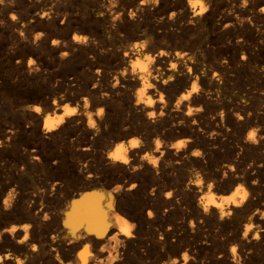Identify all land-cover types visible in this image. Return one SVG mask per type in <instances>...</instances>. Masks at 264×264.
<instances>
[{
  "label": "rangeland",
  "instance_id": "obj_1",
  "mask_svg": "<svg viewBox=\"0 0 264 264\" xmlns=\"http://www.w3.org/2000/svg\"><path fill=\"white\" fill-rule=\"evenodd\" d=\"M140 2L141 0H2L0 2V192L2 191L0 203L12 187L26 189L33 180L35 186L39 188V182L44 180L43 174L39 172L29 174L25 163L34 157L40 161L46 159L51 162L54 160L64 162L67 170L52 172L53 176L64 172L72 174L73 169L81 166L82 163L88 166L104 163L107 152L115 143H126L128 137L112 142L111 137L108 138L95 131L96 136L86 135L75 129L74 124L65 130L59 140L52 139L49 134H44L41 130V122L46 114H49V118H56L61 111L59 110L55 116L50 111H45V106L55 102L61 109L70 110L74 106L70 99L72 87L75 88V85L80 88L84 85L91 87L92 83H96L100 89L105 88L106 85L120 81L123 68L127 69L133 65L136 69L138 63H147L158 50L183 55L174 72L176 75L192 69L187 75L193 78L194 74H197L204 82L206 87L199 82V91L211 97L210 111H216L215 116L221 115L223 111L221 124L217 122L218 126L227 130L226 137L222 135L219 137L223 143L226 142L225 144L232 147L236 143L237 146L241 137L248 131L255 128L258 132L264 130V14L259 11L264 7V0H246V7L245 0H199L206 5L208 11L203 16L197 17H192L191 13L199 8L188 9L189 0H159L158 4L147 0L142 6L139 5ZM101 13L102 16L99 15ZM131 13H134V16ZM171 13L176 15L172 17ZM13 15L16 17L15 20L12 19ZM116 18L117 20H114ZM225 25L230 26L225 27ZM130 29H135L136 33L143 32L144 37H135ZM73 35L79 36V40L75 43L71 40ZM183 39L190 41L184 43ZM143 40H145L144 44ZM53 41L57 43L54 44ZM137 45H143V48L137 49ZM131 51L135 53L136 61L122 64L123 53ZM242 55L246 59H241ZM155 66L149 64L147 68L154 71ZM214 73L218 75L219 80L213 77ZM165 78H169L168 74ZM181 85L176 88H180ZM171 91V94L176 95L182 92L173 88ZM36 108L40 111L35 118L36 114L33 110ZM96 109V107L91 108L93 112ZM111 110L113 111L110 122L116 123L124 113L122 109L116 107ZM246 111L250 114H259L263 118L262 121L246 125L234 122V115L244 114ZM164 131L167 132L163 136L158 133L157 136H152V139L149 138L151 142L149 139L146 142L143 136L141 137L143 154L146 153L148 157L155 156L152 149L157 140L160 144L157 151L181 140L179 138L182 136L177 133L168 132L167 128ZM112 133L116 135L117 131L113 130ZM74 144L88 145L90 151L83 152L80 146ZM196 150L201 153L200 157H206L201 146L196 147ZM236 153L238 159L245 161V165L257 160L256 155L246 151L237 150ZM144 157L139 159L147 160ZM218 157L219 154L213 157V160L219 162ZM165 160L163 166H159L156 176L160 179L156 184L152 183L151 176L139 178L142 176L141 170L132 171L131 164L129 173L119 179L120 184L129 186L135 183L137 186V205L132 208L121 205L125 218L132 223H138L137 213L144 209L142 205L145 201L142 196L146 195L154 199L145 209L153 212L151 223H210L209 216L199 218L191 212L188 207L191 198L188 189L183 195L171 193L170 200L173 201L171 206L159 202L167 192L162 190L164 188L162 185L166 181L162 170L163 167H170L176 177V183L182 188H185L186 184L200 181L196 203L203 202L209 195L215 198L214 201H221L223 196L228 194L222 191L223 184L215 185L207 171L204 173L193 164L188 163L184 168L176 169L172 163ZM210 183L211 188H209ZM101 187L108 188L105 185ZM261 188L257 196H252L250 202L244 204L242 208L240 207V211L238 209V212L232 213L229 219H225L222 223H264V219L261 218L264 216V186ZM42 207L48 206L43 203ZM17 217L15 213L0 212V229L5 225L7 227L10 224H21L13 220ZM204 247L198 252L210 251ZM15 252H17L15 249L5 246L4 243L0 244V255L9 253L12 258H23L19 252ZM21 264L25 263L21 262Z\"/></svg>",
  "mask_w": 264,
  "mask_h": 264
},
{
  "label": "bare ground",
  "instance_id": "obj_2",
  "mask_svg": "<svg viewBox=\"0 0 264 264\" xmlns=\"http://www.w3.org/2000/svg\"><path fill=\"white\" fill-rule=\"evenodd\" d=\"M192 2L196 3L194 0ZM145 4L139 3L140 6ZM187 8L192 9L189 2H187ZM197 12L199 9L191 13L192 17H197ZM134 30L131 31L135 37H144L143 32L136 33ZM77 38L79 36L73 35L72 43L77 42L79 40ZM144 41H142L143 44ZM183 41L187 43L190 39L189 41L183 39ZM161 53H165V55L161 56ZM134 56L135 53L132 51L123 53L121 63L136 61ZM181 58H183L181 54L178 55L175 52L169 54L164 50H158L148 59L147 63H138L136 69L133 65H128L127 69L123 68L120 81L106 85L105 88L100 89L96 83H92L91 87L84 85L81 88L75 85L70 94L71 102L74 104L69 110L72 112L71 115L66 114L65 109H61L55 102L46 104L45 111H50L55 116L59 110L61 111L56 118H49V114H46L41 122V130L44 134H49L52 139L60 138L65 130L74 124L75 129L86 135L96 136L95 134L99 133L108 138L111 137L112 142L125 137H128V140L126 143H115L113 148L107 152L104 163L100 162L102 164L98 166H93L94 164L88 166L82 163L81 166L73 169L72 174L71 172L65 174L66 172L63 171V174L58 173L53 176L52 172L67 170L64 162L58 160L51 162L44 159L40 161L34 157L25 162L29 174L39 172L43 174L44 180L39 182V188L32 180L29 183L31 184L29 188L12 187L5 197L2 194L4 198L0 203V212L15 213L18 217L13 220L21 224H10L1 228L0 244L4 243L5 246L15 249L23 256L22 259H4L2 264H17L18 261L25 264H174V262L175 264H185L183 255L187 254V251H189L187 264H236L237 259H239V264H264V223H222L225 219H229L232 213L238 212V209L240 211V207L242 208L244 204L250 202L252 196H257L260 188L264 186V130L258 132L255 128L248 131L241 137L237 146H235L236 143L233 147L225 144L226 142L223 143L219 137L221 135L226 137L227 130L218 126V123L221 124V115L215 116L216 111L211 112L209 109L211 97L205 95L204 92H192L193 84H196L199 89V82L201 85H204V82L199 79L197 74L190 78L187 75L188 71L186 73L179 72V75L174 73L179 66V60H182ZM149 64L156 65V70L147 68ZM172 65H176V68L173 69ZM194 72L197 73L195 69ZM167 74L172 79L165 78ZM145 82L148 87H145ZM178 85L181 86L177 89ZM204 87L206 86L204 85ZM172 88L182 92L178 95L171 94ZM184 96L189 98L185 100ZM149 100L152 102L151 104H149ZM235 105L238 106L237 103ZM94 107L98 110L93 112L91 108ZM113 107L122 109L121 111L124 113L116 123L110 122ZM189 108L192 109L190 116L187 115ZM36 109L33 110L36 114L35 118L38 114ZM101 109H103L102 114ZM198 109L201 111H197ZM211 113L213 114L211 115ZM249 114L247 111L244 114L237 113L236 116L234 115V122L246 125L252 122L259 123L263 119L259 114L253 113L250 114L251 116ZM58 118H60L59 122H57ZM50 121L52 122L51 126L46 128ZM194 121L195 123H193ZM166 128L169 130L168 132L182 136L179 138L181 140L162 147L160 151H157V144L152 142L155 156L145 161L139 159L147 155L142 153L141 137L143 136V140L146 141L152 136H157L158 133L163 136L167 132L164 131ZM113 130L117 131L116 135H113ZM249 136L252 138L249 139ZM134 139L139 142L135 148L131 147V141ZM181 141H188V143L183 148L174 147ZM121 144L124 145V151L120 153L122 158L114 159L116 150ZM74 146H80L83 152L89 150V146L85 144H74ZM198 146L202 147L206 157L193 155ZM237 150L254 154L257 156V160L254 163L247 162L248 164L245 165V161L238 159L239 152L236 153ZM218 154L221 162L213 160V157ZM165 159L172 163L176 169L184 168L188 163L193 164L200 171L202 170L204 173L207 171L215 185L223 184L222 191L228 192V194L226 193L221 201L209 203L205 198L203 202L196 203L200 181L186 184L185 188H182L176 183V177L170 167H163L162 170L163 178L166 180L162 185L164 187L162 190H167V192L164 198L159 199V202L162 205L171 206L173 201L167 194L183 195L188 189L191 196L188 207L191 212L199 218L209 216L213 223H151L153 212L151 211L152 217L150 218L148 216L150 210L145 209L154 199L146 195L142 196L145 201V204L142 205L144 209L137 213L138 223H132L125 218L121 211V205L131 208L137 205V186L135 183L129 186L120 184L119 179L129 173L131 164L132 171L141 170L142 176L139 178L146 175L151 176L152 183L156 184L160 179L156 174L159 166H163ZM152 160H155L156 163L153 164ZM165 165L167 164L165 163ZM130 181L132 180L130 179ZM102 185L108 188L104 189L101 187ZM211 187L210 183L209 188ZM238 187H243L248 193L244 202L241 203L240 197L237 196L234 202L224 204L225 200L235 195ZM5 200L8 201L7 205L4 203ZM43 203L48 207L43 208ZM205 207H207V211H205ZM46 216L47 219H45ZM144 221L146 223H143ZM124 225L129 228L130 235H125L122 230ZM249 225H251L250 231L248 230ZM25 226H28L27 233L24 232ZM13 227L17 229L15 233L11 232ZM6 229L7 231H5ZM245 231L248 232L246 238L244 237ZM26 234L29 237L28 240L23 244L18 243ZM257 234L260 239H253ZM34 241L37 242L31 243ZM33 245L36 246V251L32 250ZM203 246L210 251L208 253L198 252ZM233 246L237 248L236 257H233L230 251ZM86 247L88 254L84 256ZM7 256L10 254L0 255V257Z\"/></svg>",
  "mask_w": 264,
  "mask_h": 264
},
{
  "label": "clouds",
  "instance_id": "obj_3",
  "mask_svg": "<svg viewBox=\"0 0 264 264\" xmlns=\"http://www.w3.org/2000/svg\"><path fill=\"white\" fill-rule=\"evenodd\" d=\"M0 2H2V0H0ZM141 2H142V3H146L147 0H141ZM152 2L158 4V3H159V0H152ZM189 3L191 4V7H192L193 10L199 8V12L196 13V15H198V16L203 15L204 13H206V12L208 11V8H207L203 3H200L199 0H197L196 3H193L192 0H189ZM244 6L246 7V0H245V4H244ZM259 11H260V13L264 14V7L260 8ZM45 15H47V13H45ZM99 15L102 16L103 14L101 13V14H99ZM131 15L134 16V13H131ZM175 15H176V13H171V16H172V17H174ZM41 18H43V17H41ZM12 19L15 20L16 17L13 15V16H12ZM61 23L63 24V21H61ZM229 26H230V25H225V27H229ZM37 39H39V36H37ZM77 39H79V38H77ZM53 43L55 44V43H57V42H56V41H53ZM142 48H143V45H137V49H142ZM65 55H66V54H65ZM160 55L163 56V55H165V53H161ZM241 59H246V57L242 55V56H241ZM18 63H19V62H18ZM29 63H31V61H29ZM172 68L175 69V68H176V65H172ZM142 70H143V69H142ZM188 71H189V73H191V72H192V69H188ZM97 75H99V70H97ZM213 77H214L215 79L219 80V77H218L217 74L214 73V74H213ZM169 79H172V78L170 77ZM165 83H167V81H165ZM94 87H95V86H94ZM145 87H148V85H147L146 82H145ZM198 91H199V89L197 88L196 84H193V85H192V92H198ZM141 95H143V92H141ZM189 95H191V93H189ZM188 98H189L188 96H184V97H183V99H185V100H187ZM151 103H152V102L149 100V104H151ZM177 107H179V105H177ZM36 111L39 112V111H40L39 108H37ZM197 111H201V109H198ZM100 112H101V114H102V113H103V109H101ZM65 113L68 114V115H71V114H72V112L69 111V109H67V108L65 109ZM191 114H192V109L189 108L187 115L190 116ZM221 116H223V113H221ZM240 119H243V118L240 117ZM59 120H60V118L57 119V122H59ZM51 123H52V122L50 121L49 124L46 125V128H49V127L51 126ZM193 123H195V121H194ZM253 135H254V134H253ZM251 138H252V137L249 136V139H251ZM138 143H139V142H138L137 140H135V139L132 140V141H131V147H133V148L137 147V146H138ZM186 143H188V141H181L180 143L174 145V147H176L177 149H179V148H183V147H185V144H186ZM156 144H157V149H159V147H160L159 141H157ZM122 151H124V145H123V144H121V145L117 148V150H116V154L114 155L113 158H114V159H121L122 157L120 156V153H121ZM193 155L198 157V156L201 155V153H200L199 151H196V152L193 153ZM144 158H145V159H151V157H148V156H146V157H144ZM54 163H55V162H54ZM125 163H127V161H125ZM152 163L155 164L156 161H155V160H152ZM254 183H255V182H254ZM167 195L170 197V196H171V193H168ZM247 195H248V193L245 192V190H244L243 187H238V188L236 189L235 195H233V196H232L231 198H229L228 200H225L223 203H224V204L232 203V202L235 201V199H236L237 196L240 197L241 203H243V202H244V199L247 197ZM207 199H208V202H209V203H213L215 198L212 197L211 195H209V196L207 197ZM4 203H5V205H7L8 201L5 200ZM217 207H220V205H217ZM205 211H207V207H205ZM148 216H149L150 218L152 217V213H151V211H149ZM261 218L264 219V216H262ZM45 219H47V216L45 217ZM121 223L123 224V222H121ZM193 226H194V225H193ZM122 230L124 231L125 235H130V230H129V228L127 227V225H124V227H123ZM248 230H249V231L251 230V225L248 226ZM5 231H7V229H6ZM16 231H17V229H16L15 227H13V228L11 229V232H13V233H15ZM24 232H25V233L28 232V226H25V227H24ZM0 235H2V234H0ZM247 235H248V232L245 231V233H244V237L246 238ZM28 238H29V237H28V235L26 234V235L23 237L22 240L18 241V243L23 244L25 241L28 240ZM161 238H162V237H161ZM253 239H255V240H259L260 237H259V235L257 234L256 236L253 237ZM53 240H55V237H53ZM32 250H33V251H36V250H37L35 245H33ZM230 251H231L233 257H236V254H237V248H236L235 246H233V247H231ZM87 254H88V249H87V247H86L85 250H84L83 255L86 256ZM11 258H12L11 256L0 257V264H2V262H3L4 259H11ZM57 258H58V257H57ZM220 258H222V257H220ZM183 259H184V261H185V264H187V261H188L189 257H188V255H187L186 253L183 255ZM17 264H21V262L18 261ZM174 264H175V262H174ZM236 264H239V259H237Z\"/></svg>",
  "mask_w": 264,
  "mask_h": 264
}]
</instances>
